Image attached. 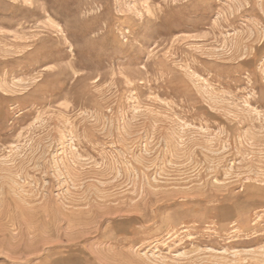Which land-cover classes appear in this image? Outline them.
<instances>
[{
    "label": "rangeland",
    "instance_id": "rangeland-1",
    "mask_svg": "<svg viewBox=\"0 0 264 264\" xmlns=\"http://www.w3.org/2000/svg\"><path fill=\"white\" fill-rule=\"evenodd\" d=\"M0 264H264V0H0Z\"/></svg>",
    "mask_w": 264,
    "mask_h": 264
}]
</instances>
